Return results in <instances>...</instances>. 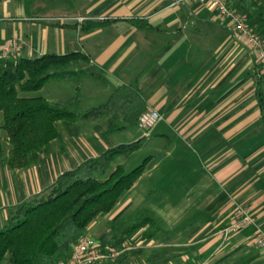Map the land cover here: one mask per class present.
I'll use <instances>...</instances> for the list:
<instances>
[{
	"label": "crops",
	"instance_id": "crops-1",
	"mask_svg": "<svg viewBox=\"0 0 264 264\" xmlns=\"http://www.w3.org/2000/svg\"><path fill=\"white\" fill-rule=\"evenodd\" d=\"M172 3L4 0L0 52L20 46L7 60L82 54L89 67L67 86L70 96L57 101L73 98L78 89V106L87 101L95 105L91 110L105 105L118 88L132 87L159 113L162 120L149 137L139 139L154 153L149 169L101 218L108 225L132 213L152 219L154 224L132 240L144 249L149 243L153 264H173L177 257L192 264H264V249L255 243L252 228L227 241L221 234L242 205L264 231V112L258 97L259 91L264 95V63L214 9ZM60 89L56 92L62 95ZM78 120L80 135L71 138L79 140L76 147H85L86 160L110 149L101 145L111 134L108 123L105 130L89 123L88 142L81 140L88 126ZM70 152L67 145L61 150L58 171L49 161L53 153L30 169L10 170L12 202L5 204L0 194V228L16 205L41 196L62 173L82 163L69 166L75 156Z\"/></svg>",
	"mask_w": 264,
	"mask_h": 264
},
{
	"label": "trees",
	"instance_id": "trees-1",
	"mask_svg": "<svg viewBox=\"0 0 264 264\" xmlns=\"http://www.w3.org/2000/svg\"><path fill=\"white\" fill-rule=\"evenodd\" d=\"M229 1L248 16L264 41V4L259 0ZM89 65V58L77 53L0 61V160L9 170L28 169L38 163L41 155L49 156L52 143L61 139L58 124L73 137L79 134L78 119L92 121L109 117L110 133L125 128L116 125L119 121L126 127L138 125L146 102L132 87L118 88L105 105L82 115L74 111L80 103L78 89L73 98L55 103L43 97H19L20 93L39 92L52 81L74 79ZM258 97L264 112L261 91ZM142 143L143 139L110 148L62 173L47 189L45 197L35 196L16 205L0 231V264H57L68 257L77 238L98 218L110 214L149 169L150 157L130 172L124 165H116L121 157L131 158L142 148ZM4 144L9 146L8 151ZM153 224L150 218H139L119 240L111 239L97 250L104 253L108 246L110 251L121 250L122 241ZM136 252L122 253L112 264H125Z\"/></svg>",
	"mask_w": 264,
	"mask_h": 264
},
{
	"label": "rangeland",
	"instance_id": "rangeland-1",
	"mask_svg": "<svg viewBox=\"0 0 264 264\" xmlns=\"http://www.w3.org/2000/svg\"><path fill=\"white\" fill-rule=\"evenodd\" d=\"M260 2H262L264 4V0H259ZM79 75L76 77L78 78ZM85 80V79H84ZM75 81L74 79H69V80H63V81H52L50 82L44 89H42L39 92H35V93H28V94H19V97L21 98H38V97H43V98H48L51 102L50 103H55L57 102V100L59 98H62V96H70V90L67 91V86L71 85V83H73ZM75 87H77V84H73ZM62 87H64L62 90ZM70 87V86H69ZM61 88V89H60ZM62 90V95L61 93L56 92V90ZM67 92V93H66ZM60 94V95H59ZM64 94V95H63ZM80 96V94H79ZM98 105V103H97ZM95 105L90 104L87 101H84L80 106L75 107L74 111L76 112V114L78 115H82V113L90 110V108H92ZM110 118H103V119H96V120H92V121H96L98 124H101L102 128H107L108 124L110 123L109 120ZM115 124V121L113 118H111ZM81 120V119H80ZM78 120V123L80 124H85L88 127H84L82 132H81V140L84 141H91V138L93 136L92 130L89 127V123H91L92 121H80ZM108 121V122H107ZM108 123V124H107ZM117 126L123 125V123H121L120 121L116 123ZM110 128V127H109ZM58 129L61 133V139L56 140L52 143L51 146V154L49 156L47 155H41V158H47L50 157L53 153V157L51 158V160L53 163L56 164V170H61L60 168V162L62 161L61 156H60V152L61 150H63L65 148V146L67 145L70 148V155H75L73 160H71L69 166H74L73 164H75L76 160H80L81 162L85 161L88 157H86L85 155V147L81 148V147H76L75 144L79 143V140L76 141L77 136H74V138H71L73 136H70L69 132L66 130L65 127H63L62 124H58ZM80 135V133L78 134ZM2 137H4V134H2ZM146 139V137L143 136V132L138 128V126L135 127H128L126 129H122L118 132H114L111 133L110 135H108V137H104L103 138V143H101V145L103 146H108V147H113V146H119V145H124V144H132L134 142H136L137 140H139L140 138ZM66 141V142H65ZM88 141V142H89ZM95 144V149H97L98 147L100 148V146H98L95 142H91V146L93 144ZM6 150L8 151L9 146L7 144H4ZM154 153L152 152V150L147 146V145H143L142 148L136 152L135 154H133V156L129 159L121 157L119 159H117L116 161V165H124L126 167V171L130 172L132 170H134L135 168L139 167L145 159L153 156ZM34 167V166H32ZM30 167V168H32ZM115 167V166H114ZM28 168V169H30ZM73 168V167H72ZM27 170V169H24ZM0 194L2 196L3 199H1V201L3 200L5 202V204L10 205V202H12V197L10 195V170L4 165L3 161L0 160ZM48 193H44L41 196H46ZM40 196V197H41ZM20 200V199H18ZM144 216V215H143ZM142 215H137L135 213L130 214L129 217L126 216L125 219L123 220H116L114 223L108 225L105 222H103V220L101 219L102 217L98 218L95 223H99L98 228H96L94 231L89 230V233L86 232L85 234L89 235L91 238L94 239V241L96 242V244L98 246L103 245L104 243H108L109 241H111V239H116L119 240L122 236V234L130 227L131 223L134 222L136 219H139L141 217H143ZM94 224V223H93ZM5 226V225H4ZM3 227L0 228V231L3 230ZM92 226V225H91ZM151 230V228L149 229ZM148 231V230H147ZM139 234L138 237H141ZM144 237V236H143ZM138 242H134V240H132V237L122 241V249L124 250L123 253L125 252H129V251H137L134 255H132L125 264H153L151 262V256H150V250L147 249L146 247L149 248V243H145V245H143L144 248L142 247H138ZM109 248H111L110 246H108ZM106 248V252L104 253H111V251H121V250H108L109 248ZM114 258H109L107 260H104L98 264H112ZM175 258V257H174ZM178 258V257H177ZM177 258H175L172 263L173 264H192L190 263H185L182 262L181 260H178ZM201 262H196L195 264H200ZM156 264V263H154Z\"/></svg>",
	"mask_w": 264,
	"mask_h": 264
},
{
	"label": "built area",
	"instance_id": "built-area-1",
	"mask_svg": "<svg viewBox=\"0 0 264 264\" xmlns=\"http://www.w3.org/2000/svg\"><path fill=\"white\" fill-rule=\"evenodd\" d=\"M192 2L214 9L219 17L228 23L236 37L250 49L256 60L264 63V41L250 24L246 14L236 10L229 0H173L172 6H187ZM19 50L20 46L18 45L6 47L0 52V61L7 60L11 53H17ZM161 120L162 118L156 110L146 107L139 117L137 126L143 132L144 137H149ZM249 227L253 229L255 243L264 249V231L257 224L251 209L245 205L237 207L234 220L222 230L223 241H227L232 235ZM97 247L93 238L82 234L74 243L69 256L57 264L100 263L109 258L118 257L124 251H111L108 254L98 251Z\"/></svg>",
	"mask_w": 264,
	"mask_h": 264
}]
</instances>
